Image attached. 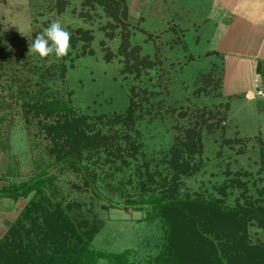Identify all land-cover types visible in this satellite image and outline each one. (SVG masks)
I'll return each instance as SVG.
<instances>
[{"label":"rangeland","instance_id":"374dc122","mask_svg":"<svg viewBox=\"0 0 264 264\" xmlns=\"http://www.w3.org/2000/svg\"><path fill=\"white\" fill-rule=\"evenodd\" d=\"M124 1L128 17L116 21L93 0H0V28L14 61V72L0 80V187L45 180L49 198L70 207L76 221L98 228L93 238L97 249L124 254L118 264H157L167 251V232L174 221L156 209V201L166 202L168 188L175 184L182 196L262 214L264 98L257 92L264 91V77L257 66L255 91L244 85L251 75L235 81L240 89L233 91L224 55L206 50L210 29L167 27L161 23L162 17L169 19L167 10L157 11L156 0ZM120 4L123 7V0ZM54 20L78 37L86 47L84 56H78L84 48L73 47L61 59L28 55L29 44ZM111 20L115 25L109 24ZM78 29L91 36L82 39L75 33ZM136 55L145 59L140 77L134 69ZM42 75L49 82L43 84L45 97L66 102L77 115L93 121L104 115L106 122L129 109L132 89L139 94L145 86L140 78L150 83L156 93L147 102L153 105L151 114L138 116L142 121L128 132L145 141L146 152L130 157L129 145L122 156L107 152L85 157L80 159L81 172L60 165L38 121L28 122L18 95ZM126 124L122 128L127 130ZM185 132H191L197 149L193 155L182 154L191 170L180 174L181 167L167 166L164 150ZM35 195L18 201L0 197V238ZM200 217L189 215L182 225L203 232L208 240L222 232L230 236L239 226L212 228ZM241 230L244 247H264V222L258 216L246 217ZM95 264L112 263L103 257Z\"/></svg>","mask_w":264,"mask_h":264},{"label":"trees","instance_id":"16d2710c","mask_svg":"<svg viewBox=\"0 0 264 264\" xmlns=\"http://www.w3.org/2000/svg\"><path fill=\"white\" fill-rule=\"evenodd\" d=\"M93 1L103 6L107 16L116 21H121L123 18L126 20L128 17L129 11L124 0L123 7L120 0ZM109 24L115 25L113 20L109 21ZM75 33L80 34L85 40L91 36L90 31L83 29H78ZM71 45L76 50L85 47L76 35L72 37ZM85 48L82 54L78 53L79 57L85 55ZM9 49L3 41L0 28V80L10 74L9 72H14L13 56L9 53ZM135 57L137 62L134 69L140 77L142 69H139V66L144 65L145 59L140 61L139 58H142L140 55ZM59 68L62 73L66 70L64 64ZM257 72L264 77V67L261 64L258 65ZM140 79L145 86H141L139 94L134 93L137 88L132 89L129 109L124 113L116 114L108 122L104 115L93 121L86 115H77L68 103L45 97L42 94L45 91L43 84L49 83L45 75L35 78V83L27 92L20 90L18 95L23 98V105L25 104L23 110L26 111L28 122L32 118L38 121L41 130L52 143V154L56 155L58 163L81 172L83 169L80 159L85 157L91 158L96 154L107 152L113 157L122 156V152L128 150L129 145L131 148L129 152L133 153L129 155L130 157L136 158L142 150L146 152L145 141L135 139L128 133L140 124L142 116L151 114L153 105L148 106L147 102L150 103L153 98L151 96L156 94L153 87L149 86L150 83H144V80ZM148 81L152 80L148 78ZM123 124H126L127 130L122 128ZM191 132L176 137L174 143L164 150L165 160H163L171 169L181 167L180 170L178 169L180 174L191 170L187 160H182V154L186 152L193 155L195 154L193 149H197L192 141ZM125 138L127 141L123 142ZM46 183L45 180L31 179L20 185L10 184L0 187V197L14 201L27 199L33 192L36 193L21 212V217L8 228L5 236L0 238V264H95L103 257L110 259L112 264H118L117 261L125 255H113L97 249L93 238L99 232L98 228L90 226L85 220L73 219L69 213L70 207H65L63 203L47 196L44 191ZM179 190L178 185L175 184L168 188L169 199L166 202L156 201V209L163 211L166 220L174 221L167 232L168 243L165 244L167 251L157 259V264H264V247L250 249L244 247V242L239 240V235L242 233L241 226H245L246 217L258 216L259 222H264V210L262 214L250 210L240 213L241 208L224 209L219 201H203L190 195L185 197ZM189 215L193 217L201 215L200 219H204L207 225L213 224L224 229L226 223L227 225L235 223L239 226L233 229L234 233L230 236L222 232V236L219 234L214 236V240H208L209 238L203 236V232H196L182 225ZM206 233L215 234L212 231ZM185 238L187 239L183 242Z\"/></svg>","mask_w":264,"mask_h":264},{"label":"crops","instance_id":"0c3cea01","mask_svg":"<svg viewBox=\"0 0 264 264\" xmlns=\"http://www.w3.org/2000/svg\"><path fill=\"white\" fill-rule=\"evenodd\" d=\"M156 4L157 11L167 10L169 19L161 20L167 27L210 29L206 50L224 55L228 82L233 78L230 89L236 92L234 82L251 75L244 85L255 91L256 67H264V0H156Z\"/></svg>","mask_w":264,"mask_h":264},{"label":"clouds","instance_id":"9594fccd","mask_svg":"<svg viewBox=\"0 0 264 264\" xmlns=\"http://www.w3.org/2000/svg\"><path fill=\"white\" fill-rule=\"evenodd\" d=\"M71 39V32L59 20H54L29 44L28 55L35 53L41 59L49 57L61 59L69 54L72 47Z\"/></svg>","mask_w":264,"mask_h":264},{"label":"built area","instance_id":"2783aa9c","mask_svg":"<svg viewBox=\"0 0 264 264\" xmlns=\"http://www.w3.org/2000/svg\"><path fill=\"white\" fill-rule=\"evenodd\" d=\"M257 94H258L260 97H263V98H264V91H263V90L258 91Z\"/></svg>","mask_w":264,"mask_h":264}]
</instances>
